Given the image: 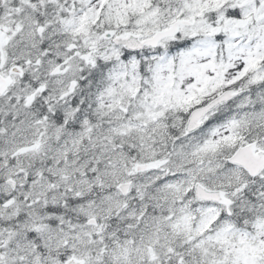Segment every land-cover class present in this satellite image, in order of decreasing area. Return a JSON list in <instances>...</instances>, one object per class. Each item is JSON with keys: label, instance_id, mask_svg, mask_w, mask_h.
Listing matches in <instances>:
<instances>
[{"label": "snow or ice", "instance_id": "obj_1", "mask_svg": "<svg viewBox=\"0 0 264 264\" xmlns=\"http://www.w3.org/2000/svg\"><path fill=\"white\" fill-rule=\"evenodd\" d=\"M0 264H264V0H0Z\"/></svg>", "mask_w": 264, "mask_h": 264}]
</instances>
